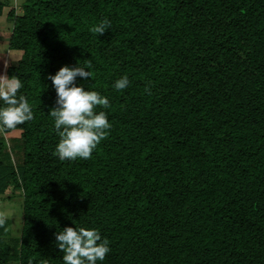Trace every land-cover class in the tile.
I'll use <instances>...</instances> for the list:
<instances>
[{"label":"trees","instance_id":"obj_1","mask_svg":"<svg viewBox=\"0 0 264 264\" xmlns=\"http://www.w3.org/2000/svg\"><path fill=\"white\" fill-rule=\"evenodd\" d=\"M7 18L34 118L1 126L20 131L0 135V195L21 191L23 222L11 243L0 218V264H63L55 233L75 225L109 240L99 264H264V0H23ZM88 62L76 82L112 127L60 161L48 74Z\"/></svg>","mask_w":264,"mask_h":264},{"label":"clouds","instance_id":"obj_2","mask_svg":"<svg viewBox=\"0 0 264 264\" xmlns=\"http://www.w3.org/2000/svg\"><path fill=\"white\" fill-rule=\"evenodd\" d=\"M111 20L104 18L90 29L103 34L111 28ZM92 78L91 62L62 65L48 78L55 89V106L49 110L54 131L59 137L53 154L60 161L86 160L91 158L98 144L108 135L112 125L109 112L110 100L98 90L86 88L84 82ZM128 75H122L113 83L116 90L126 89ZM23 87L18 78L0 81V126L14 129L34 118L32 105L19 90ZM19 93V94H18ZM3 221L0 220V223ZM57 247L63 253V264H99L110 252V242L102 237L99 229L84 226H65L55 233ZM31 264V261H29Z\"/></svg>","mask_w":264,"mask_h":264},{"label":"rangeland","instance_id":"obj_3","mask_svg":"<svg viewBox=\"0 0 264 264\" xmlns=\"http://www.w3.org/2000/svg\"><path fill=\"white\" fill-rule=\"evenodd\" d=\"M10 4H7L4 8L3 14L0 15V46L7 45L12 29V23L8 21L7 13L11 7H15L18 13H21V4L23 0H11ZM3 43V44H2ZM20 54V52H16ZM4 56V54H3ZM19 56L13 52L9 57V60L5 58L3 68L1 72L5 75L9 65L15 64L19 60ZM21 191L11 195H0V218H8V224L6 226L7 239H11V243H15V238L20 235L22 222H23V197ZM11 264H17L16 262Z\"/></svg>","mask_w":264,"mask_h":264},{"label":"crops","instance_id":"obj_4","mask_svg":"<svg viewBox=\"0 0 264 264\" xmlns=\"http://www.w3.org/2000/svg\"><path fill=\"white\" fill-rule=\"evenodd\" d=\"M9 41V39H8ZM3 44V43H2ZM13 52H15V54L17 56H21L20 54H17L16 52L17 51H14V50H10L9 47H8V44L7 45H2L0 46V81H3L4 79H9L7 77V73H5V75L1 72V69L3 68V64H4V61H5V58H7L9 60V57L13 54ZM4 54V56H3ZM0 135L6 137V139L8 138H11V137H16V136H19L20 135V131L19 130H14L12 132H9V133H4L2 131V128L0 126Z\"/></svg>","mask_w":264,"mask_h":264}]
</instances>
